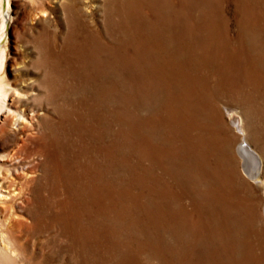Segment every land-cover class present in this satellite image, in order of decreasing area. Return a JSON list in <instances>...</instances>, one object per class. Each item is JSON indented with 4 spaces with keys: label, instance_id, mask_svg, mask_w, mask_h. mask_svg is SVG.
<instances>
[{
    "label": "rangeland",
    "instance_id": "374dc122",
    "mask_svg": "<svg viewBox=\"0 0 264 264\" xmlns=\"http://www.w3.org/2000/svg\"><path fill=\"white\" fill-rule=\"evenodd\" d=\"M103 1L11 0L9 5L10 27L9 29L5 28L3 33L0 20V36L2 37L0 46L3 48L1 49L4 51L5 57L0 76L4 77L10 87L25 94V98L19 102L14 101L13 98L8 101V105L14 101L15 108L12 110L17 109L25 119L12 118L0 125V193L7 197L0 199V222L4 225L5 223L14 225L10 235L16 237L17 252L18 254L32 255L35 261L33 264H74L70 244L63 235L62 229L58 224L49 221V217L54 216L63 207H57L49 194L44 193V202L30 205V208L38 211L40 215L47 213L42 218V224L33 228V226H29L31 220L16 205L18 200L10 201L11 197L17 195L20 187L28 183L27 170L29 168L34 165L37 171L35 175L40 174V164L44 161L40 152L52 153L49 147L50 132L48 129L50 128L56 127L57 138L64 148L67 147L66 150L69 153L72 150H84L81 154L85 167H87L88 184L86 186L85 183L83 214L87 209L97 210V206L91 201V198H93L96 189L103 186L98 185L96 180L91 178L93 176L96 178L101 172L102 176L105 174L113 176L115 183L111 184L116 189H113L112 200L114 201L110 205L113 221H115L113 241L119 245L127 243L128 248H132V250L137 245H142L146 251L142 252V260L139 257L140 264H150L145 260V257H147L146 254L153 255L150 254L152 250L148 249L152 246L150 245L152 244L151 240L160 237L163 239H161L162 250L164 248L174 250L176 241L172 236V230L176 229V224L179 227L192 226L186 228L190 232L197 226H201V222L205 224L211 220V216H206L210 214L214 205L208 202L207 206L210 209L203 211L205 216L198 208L200 201L197 200V197L199 198V195L204 193L202 191L205 188L207 190V187L212 184H208L207 178L195 184L192 171H189L190 173L183 171V167L188 169V166L192 165V161L188 164L182 150L183 143L176 137L177 112L183 111L180 100L186 98L190 110L194 113L195 122L197 119L199 124V128L192 131V137L204 139L207 143L211 142L212 145L211 156L205 157L206 170H202V173L198 171V173L203 175L210 169L212 172L216 171L217 176H220L219 179L222 180L224 178L222 175L225 174V170L230 164L243 175L242 159L238 148L245 142L248 156L255 155L260 160V169H262L260 178L264 180L263 84H257V88L262 94H250L253 91L252 86L255 87L256 84L242 82L244 78L241 77L237 86L240 85L242 94H237L222 84L212 68L209 69L207 87L202 82L200 88L196 86L198 91L196 90L195 93L181 94L184 89L178 90L177 93L174 90V80L169 77L153 80V78L148 79L149 77L143 79L133 76V73H130L132 69L128 65L132 53L131 42L134 41V37L131 34L130 37H127L126 34L122 36L120 27L123 29V26L128 24L126 12L121 8L122 0H118L117 6H114L115 11L112 19L117 25L115 36L109 30L105 31L107 28ZM114 1L116 2V0ZM167 1L164 8H154L150 4L151 6H140L138 9L143 18L149 22L153 23L154 12H160L161 19H166L168 23L171 16L168 11L174 2ZM201 2L209 3L213 10H217L220 21L228 30L230 42L234 38L239 22H242V28L248 29L255 24L251 18V9L246 7L247 4L258 3L257 13L262 12V17L259 18L264 20V0H201ZM72 3L74 8L71 14L66 6ZM174 5L177 7L178 2L176 1ZM192 11L184 12L180 19L176 18V30H188L200 15L205 18V10H203L204 12L200 9ZM246 15L250 17L245 22ZM203 30L205 31V27ZM88 31L92 32L95 40L86 39ZM110 35L111 37H109ZM139 35V33L134 35L135 40H142ZM105 36L107 45L126 46L128 58L126 60L122 52L116 53L112 57L105 52L104 55H101V59L113 60L114 64L111 66V70L103 76L88 69L89 66L88 68L82 66L78 57L80 50L85 55L92 51L95 57L98 53L93 50L91 45L96 47L97 43L105 41ZM148 43L153 48L157 44L154 40ZM214 68L218 69L216 63ZM165 69L168 71V67ZM195 77L197 78V76ZM210 89L212 93L209 92ZM248 97L254 102L248 103ZM211 104L217 113L218 122L211 117L209 111ZM31 115L36 116L39 127L34 126L31 129L28 124ZM239 121L242 123V130L246 127L251 134L253 133L252 137L256 143L240 134L237 130ZM31 124L35 125V122H31ZM223 146H226V149ZM176 147L179 148V155L176 154ZM198 149L197 146L196 151ZM225 151H228V156L223 155ZM12 155L10 161L9 157ZM17 162H20L21 165L15 174L10 168L11 164ZM233 163L235 164L233 165ZM243 178L244 186H249L253 192H251L252 195H254V211L257 212H254V215H256V220L258 218V221L255 222L259 229L260 222L262 218L264 219V185L258 186L244 175ZM215 185L219 188L217 182ZM46 195L48 196L46 197ZM141 203L145 207L140 208ZM89 212L87 211V213ZM150 215H153L154 219ZM92 216L93 214H85L84 218L92 219ZM196 223L197 225H195ZM155 225L158 226L159 235L153 233L152 228ZM137 231L145 236H138ZM147 231L151 236L147 235ZM100 258H106V262L103 260L105 264H112L110 261L114 259L112 252L106 248H102ZM17 264H22V262Z\"/></svg>",
    "mask_w": 264,
    "mask_h": 264
},
{
    "label": "bare ground",
    "instance_id": "6f19581e",
    "mask_svg": "<svg viewBox=\"0 0 264 264\" xmlns=\"http://www.w3.org/2000/svg\"><path fill=\"white\" fill-rule=\"evenodd\" d=\"M10 1L11 0H0L2 33L5 28L9 29L10 27ZM117 1L118 0H116V2L114 0L103 1V6L105 7L104 18L106 19L107 28L105 31L109 30L110 33L114 34V36L117 34L115 32L117 25L114 23L115 20H113L112 17L115 11L114 6ZM176 1L178 2L177 7L174 5V3L176 4ZM167 2V0H122L121 8L123 9L122 11L126 12L125 15H127L128 18V24L127 26H123V29L120 26L119 27L121 29L122 36L126 34L128 37L131 34L134 37V41L131 42L132 53L130 55L131 58H129L130 60L128 65V67L132 69L130 70V73H133V76H138L143 79L149 77L148 79L153 78V80H158L159 78L162 79V77L166 76V78L169 77L171 80H174V90L176 92L184 89L181 94H188L190 92L193 94L197 90L196 86L200 88L202 82L203 84H206L207 87L209 83V69L211 70L213 68L215 70V74L219 76L222 81V84H224L227 88L234 90L237 94H242V91L239 88L240 85L237 86L240 83L239 81L241 77L244 78L242 82H254L256 84L255 87L252 86L253 91L250 94H262L259 88H257V84L261 83L264 86V20L259 18L262 17V12H259V14L257 13V10H259L257 9L258 3L254 5H246L247 8L251 9V18L255 24L248 29L242 28L241 26L243 24L242 22H239L234 38L232 42H230L228 30L223 26V22L220 21L217 10H213L211 4L209 3L203 4L201 0H171V2L174 3L173 5L171 4L170 10L168 11V13H171L168 23L166 19H161L160 12H154V21L153 23L152 21L149 22L143 18L140 14V10L138 9L140 6L144 7L150 4L154 8H164ZM66 8L72 14V9L74 8L73 3L71 5L68 4ZM198 9L202 12H204L203 10L206 11L204 13L205 18L200 15V17L196 18V22L193 21V26H191V28L189 27L188 30H176V18L180 19V16L183 15L184 12ZM246 16L245 22L249 20L250 17L249 15ZM203 27H205V31L203 30ZM89 31L88 34H86V39L91 41L95 40L96 38H94V35L92 36V32ZM137 33L140 34L139 36H141L142 40H135L134 35ZM109 37H111V35ZM1 38L2 37L0 36V45ZM106 39L107 37L105 36V41H102L100 44L97 43L96 47L91 45L93 50L98 53L95 57L92 51L88 55H85V53L81 50L78 57L82 66H85L86 68L89 66L88 69H92L95 73L103 76L111 70V66L114 64L113 60L101 59V55H104L105 52L110 57L116 55V53L122 52L126 60L128 58L125 50L126 46H114L112 44L107 45ZM153 40L157 42L155 48L148 43ZM1 48L2 46H0V71L4 67L5 61L4 51L2 50L3 48ZM215 63L218 66L217 70L214 68ZM167 67L168 71L165 69ZM195 76H197L198 79ZM211 89L209 92L212 91ZM10 98L19 102L21 99L25 98V94H21L17 89L10 87V85L4 80V77L0 76V125L6 120H11L12 118H17V120L25 119L24 115L18 112L17 109L12 110V108H15L14 101L11 105H8ZM180 101L182 103L181 109L183 111L177 112L176 137L181 143H183L182 150L184 152V156H186L185 159L188 164L192 161V165L188 166L187 164L188 169L185 166L186 168L183 167V171H192L191 173L194 175L195 184L204 181V178H207V181L209 182L208 184H212L207 187V190H205V188L202 191L204 193H199V198L197 197V200L200 201L198 208H200V212L203 214L205 213L203 211L210 209L207 206L208 202L214 205L211 208L209 215L206 216L204 214L206 217L211 216V220L207 221L205 224H202L201 222V226H197L190 232L187 231L186 228H190L192 226L186 225V227H179L176 224V229L173 227L174 229L172 230V236L176 241L174 250L172 251L171 249L164 248L165 251H163L164 249L162 250L161 248V241L163 239L158 236L159 238L156 240L150 241L152 242V244H150L152 246L148 249L150 251L152 250V253H149L153 255L149 256L146 254L147 257H145V260L150 264H264V223H262V220L264 219L262 218L261 222L259 221L261 225L258 229V225L255 222L258 221V218L256 220V215H254V195H252L253 192L249 186L245 185L247 187L246 189L243 182L244 175L248 180H251L256 185H264V180L260 178L262 171V169H260V160L256 158L255 155L248 156L245 148L246 144L244 142L238 148V152L242 159L243 175L231 167L230 164L228 169L225 170V174L223 173L222 176L224 178L222 180L219 179L220 176H217L216 171L212 172L210 169L205 171L203 175L198 173V171L201 172L204 169L206 170L207 163L205 157L211 156L212 145L211 142L207 143L204 139L192 137V131L195 128H199V124L197 123V119L195 122L194 113L190 110V106L187 104L188 101L186 98ZM247 102L251 103L254 101L248 97ZM209 111L211 117L217 121L218 116L213 110L212 104L209 105ZM31 122H35V125H32ZM28 124L31 129L34 126L39 127V122L37 121L35 115L30 116ZM241 124L242 123L240 121L237 124V130L240 134L245 135L249 140H253V133L251 134L250 130H247L248 128L246 127L242 130ZM76 128L77 126L75 129ZM55 130H57L56 127L48 129L50 132L49 147L52 153H49V150H47L52 156L44 152H40V156L44 160L43 163L40 164V174L37 176L35 175V172L37 171L34 165L32 168H29L27 173L29 174L28 178L30 180L28 179V183L20 187L17 195L11 197L10 201L16 202V200H18L16 205L21 208V211L24 212L31 220L29 226H33V228L42 224V218L47 213H42L40 215L38 211L32 210L30 205L33 203L39 204L40 202H44V193L49 194L51 199L54 200L53 203L56 204L57 207H63V209L60 208L58 213L54 216L49 217V221L58 224L62 229L63 235L70 244V251L73 256L74 264H105L103 260L106 262V258H100L102 248H106L112 252L114 259H111V261L109 260L112 264H140V258L142 260L143 257L142 252L145 253L146 251L142 245H137V247L132 250V248H128L127 243L126 245H119L113 241L115 221H113L112 209L110 208L112 201H114L112 200L114 192V187L112 186L115 183L113 176H110L109 174L102 176L101 172L96 178H94V176V179L91 178L94 181L96 180L98 185L103 186L97 188L93 194V198H91V201H93L97 206V210L92 211L87 209V211L90 212L87 213V211H85L83 214L82 208L85 204L83 195H85L84 189H86L85 187L88 184V178H86L88 176L87 167H85L81 154L84 150H72L73 146L70 145L72 147L70 148L72 152L69 153L66 150L67 147L64 148L62 146L63 144L61 145V141L57 138ZM253 141L256 143L255 140ZM78 146L80 147V145ZM197 146L199 147L198 151H196ZM223 147L226 149V146ZM179 153V148L176 147V154L179 155ZM227 153L228 151H225L223 152V155L228 156ZM12 157L13 155L9 157L11 158L10 161L12 160ZM95 157H97L96 154ZM250 158H252V161ZM234 164L235 163H233V165ZM19 165H21L20 162L11 164L10 169L17 174ZM216 182L219 185V188L215 185ZM243 193H246L247 195H244ZM47 196L48 195H46V197ZM116 197L119 196L116 195ZM1 198L6 199L7 197L0 193V199ZM142 207H145L143 203L140 205V208ZM233 213H235V215H233ZM85 214H93V218L86 219V217L84 218ZM150 216L154 219V217H152L153 215ZM195 225H197V223ZM13 226L14 225L6 223L4 225L0 222V264H17L18 262H22V264L35 263L32 255L25 253L18 254L15 241L16 237L14 238L10 235ZM153 227V233L155 235H159L158 226L155 225ZM146 233L148 236H151L148 231ZM259 233L260 236H258ZM141 235L142 233L139 231L138 236ZM142 236L145 235L143 234Z\"/></svg>",
    "mask_w": 264,
    "mask_h": 264
}]
</instances>
